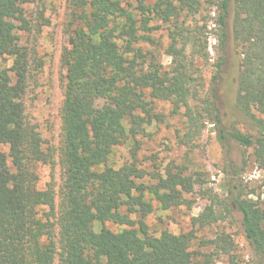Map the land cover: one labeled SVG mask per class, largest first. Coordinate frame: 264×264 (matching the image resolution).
<instances>
[{
    "label": "trees",
    "instance_id": "trees-1",
    "mask_svg": "<svg viewBox=\"0 0 264 264\" xmlns=\"http://www.w3.org/2000/svg\"><path fill=\"white\" fill-rule=\"evenodd\" d=\"M38 1L0 0V59L13 61L11 67L0 63V264H214L219 253L230 252V235L203 242L215 247L205 252L192 248L195 229L156 235L145 222L153 200L162 209L192 207L186 195L198 180L185 166L174 163L150 174L134 161L118 168L109 162L116 147L146 134L154 118L150 110L142 114L149 94L170 101L173 113L184 107L190 134L205 126L190 102L206 101L208 115L220 125V141L226 145L232 138L254 147L264 169V0H210L218 5L214 23L222 47L232 38L240 49L236 105L258 134L221 126L215 101L200 98L204 82L195 75L193 59L209 57L204 33L211 20L204 16L203 0H68L57 149L45 145L24 100L43 60L34 58L32 65L19 32L31 29L26 6ZM198 14L202 24L194 18ZM155 20L169 23V67L146 48L154 42ZM218 78L214 74V97ZM56 153L62 183L59 189L51 184L41 189L37 165L54 162ZM234 202L256 256L252 264H264V208L242 191ZM226 208L230 212V205ZM136 212L141 218H133ZM223 213L209 205L192 224H212Z\"/></svg>",
    "mask_w": 264,
    "mask_h": 264
},
{
    "label": "rangeland",
    "instance_id": "rangeland-1",
    "mask_svg": "<svg viewBox=\"0 0 264 264\" xmlns=\"http://www.w3.org/2000/svg\"><path fill=\"white\" fill-rule=\"evenodd\" d=\"M68 0H40L26 6V13L31 20V29L20 31L21 44L30 51L32 65L34 58L43 60V65L35 71V78L30 80L24 100L28 117L41 131L46 146L58 148L61 140V106L64 100V82L66 68L62 63V52L69 44L66 30ZM204 16L211 19L205 29L208 37V58L194 57L196 76L202 75L200 81L204 87L200 98L214 100L219 109L221 126L230 130L234 127L244 133L258 134L236 105L238 91L237 78L240 72L241 54L233 39L222 47L217 36L220 28L214 23L218 16V5L203 0ZM200 24L201 15L194 17ZM193 23H195L193 21ZM158 27L151 32L154 42H148L146 48L154 52L156 60L169 67L172 57L167 53L169 23L161 20L151 22ZM191 57V56H190ZM222 62V63H221ZM2 65L12 66V58L0 59ZM221 68L218 71V64ZM35 65V64H34ZM218 74L216 97L212 96L213 76ZM150 110L154 116L147 126L146 134L138 135L115 148L110 165L118 168L125 162H136L150 174L165 172L170 164L183 165L186 173L198 181L195 189L186 197L192 201V207L180 205L162 209L159 202L153 200L154 211L145 217L152 234L160 235L164 229L174 233L196 230L193 249L210 252L213 245H203L205 241L218 237L222 233L230 235L232 246L229 253H219L214 264H252L256 258L254 250L245 236L242 225V213L234 202L235 195L242 191L246 197L254 198L264 208V169L256 161L254 147L241 145L229 138L224 145L220 139V125L214 123L208 115V103L202 99H192L190 104L205 123L201 133L190 134L188 116L183 107L179 113H173L170 101L153 99ZM55 161L50 164H38V187L43 189L53 185L59 189L62 183V170L56 153ZM149 178V177H148ZM148 182V181H146ZM151 182H154L152 180ZM235 186H238L235 188ZM209 205L221 212L222 218L206 226H193L192 218L198 216ZM230 205V212L226 206ZM141 218V213L132 214ZM108 227L119 230V226L107 222ZM59 264V261H56Z\"/></svg>",
    "mask_w": 264,
    "mask_h": 264
}]
</instances>
